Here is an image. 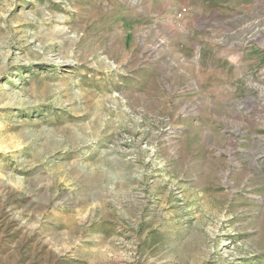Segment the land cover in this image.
<instances>
[{
    "label": "rangeland",
    "instance_id": "374dc122",
    "mask_svg": "<svg viewBox=\"0 0 264 264\" xmlns=\"http://www.w3.org/2000/svg\"><path fill=\"white\" fill-rule=\"evenodd\" d=\"M0 264H264V0H0Z\"/></svg>",
    "mask_w": 264,
    "mask_h": 264
}]
</instances>
